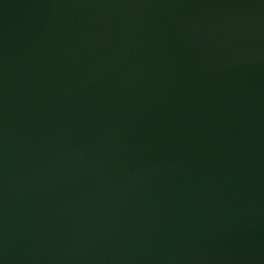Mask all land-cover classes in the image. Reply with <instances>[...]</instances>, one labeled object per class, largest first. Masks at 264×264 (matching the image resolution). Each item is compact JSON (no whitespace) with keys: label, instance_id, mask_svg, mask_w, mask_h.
Wrapping results in <instances>:
<instances>
[{"label":"water","instance_id":"95a60500","mask_svg":"<svg viewBox=\"0 0 264 264\" xmlns=\"http://www.w3.org/2000/svg\"><path fill=\"white\" fill-rule=\"evenodd\" d=\"M0 264H264V0H0Z\"/></svg>","mask_w":264,"mask_h":264}]
</instances>
